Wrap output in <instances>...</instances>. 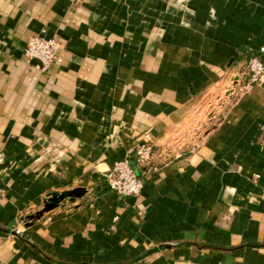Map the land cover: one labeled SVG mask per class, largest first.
I'll return each instance as SVG.
<instances>
[{
  "label": "crops",
  "instance_id": "crops-1",
  "mask_svg": "<svg viewBox=\"0 0 264 264\" xmlns=\"http://www.w3.org/2000/svg\"><path fill=\"white\" fill-rule=\"evenodd\" d=\"M262 45L264 0H0V264H264ZM147 135L119 196L105 172Z\"/></svg>",
  "mask_w": 264,
  "mask_h": 264
},
{
  "label": "built area",
  "instance_id": "built-area-1",
  "mask_svg": "<svg viewBox=\"0 0 264 264\" xmlns=\"http://www.w3.org/2000/svg\"><path fill=\"white\" fill-rule=\"evenodd\" d=\"M57 53V40L41 34L31 36L26 44L25 56L29 60H37V66L46 70L53 63ZM264 45L258 52L251 54L247 60L246 69L248 78L243 87L247 88L256 83L264 73ZM153 156V144L147 135L133 145V157L126 155L114 161L105 172L108 188L119 196H136L141 193L144 185V176L151 169L150 162ZM4 156L0 152V162ZM0 191V195H1ZM20 229H17V233Z\"/></svg>",
  "mask_w": 264,
  "mask_h": 264
},
{
  "label": "water",
  "instance_id": "water-1",
  "mask_svg": "<svg viewBox=\"0 0 264 264\" xmlns=\"http://www.w3.org/2000/svg\"><path fill=\"white\" fill-rule=\"evenodd\" d=\"M261 57H264L263 53H260ZM37 63V60L34 59ZM86 191L84 187H74L71 189H66L62 191H51L45 197L43 201V206L37 211L28 214L26 217L28 219V224H31L33 221L39 219L45 212L52 210L65 201L66 199L73 200L77 197H81Z\"/></svg>",
  "mask_w": 264,
  "mask_h": 264
},
{
  "label": "rangeland",
  "instance_id": "rangeland-1",
  "mask_svg": "<svg viewBox=\"0 0 264 264\" xmlns=\"http://www.w3.org/2000/svg\"><path fill=\"white\" fill-rule=\"evenodd\" d=\"M214 119H217V115L215 116V118H213V121H214ZM193 133V132H192ZM188 134V133H187ZM194 134V133H193ZM179 148H182V147H179ZM170 150V149H169ZM170 151H172V150H170ZM153 154H154V145H153ZM153 157V156H152ZM76 200V198L75 199H73V200H69V199H66L65 201H68V202H70V201H75ZM65 201H63V202H65ZM37 211V210H36ZM35 212V211H34ZM33 213V212H32ZM26 219H27V217H26ZM28 220V219H27Z\"/></svg>",
  "mask_w": 264,
  "mask_h": 264
}]
</instances>
